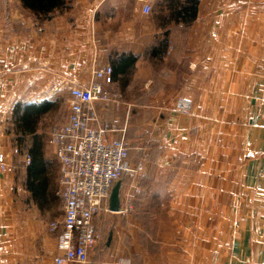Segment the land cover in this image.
<instances>
[{"label":"crops","instance_id":"crops-1","mask_svg":"<svg viewBox=\"0 0 264 264\" xmlns=\"http://www.w3.org/2000/svg\"><path fill=\"white\" fill-rule=\"evenodd\" d=\"M64 1L36 21L19 0H0V151L10 156L15 103L61 99L63 125L69 90L110 66L105 89L117 101L96 103L100 118H118L127 146L156 153L121 176V210L96 218L106 238L86 264H264V0ZM9 161L0 264H55L58 163L48 220L49 204L29 199L16 170L22 157Z\"/></svg>","mask_w":264,"mask_h":264},{"label":"built area","instance_id":"built-area-1","mask_svg":"<svg viewBox=\"0 0 264 264\" xmlns=\"http://www.w3.org/2000/svg\"><path fill=\"white\" fill-rule=\"evenodd\" d=\"M145 13L150 7L145 5ZM112 83V68L103 66L93 71V79L86 86L69 90V116L67 122L55 127L48 140L58 163L57 197L63 203L60 219L49 224V231H58L55 264H86L91 251L103 235L95 220L108 211V198L113 182L123 173L140 170L132 168L125 143V126L118 118L102 120L96 103L115 101L105 85ZM117 101V100H116ZM178 108L187 112L189 104L179 102ZM115 138L107 143L106 137ZM15 146L10 156L18 155ZM8 153L0 151V170L13 171ZM24 165L30 155L21 154Z\"/></svg>","mask_w":264,"mask_h":264},{"label":"trees","instance_id":"trees-1","mask_svg":"<svg viewBox=\"0 0 264 264\" xmlns=\"http://www.w3.org/2000/svg\"><path fill=\"white\" fill-rule=\"evenodd\" d=\"M21 6L30 13L36 21H44L56 10L66 8L64 0H19ZM41 100L34 102H17L12 108L11 126L8 133L12 135L13 144L30 155V162L24 165V185L31 199L38 206L56 199L48 195V163L45 159L43 146L37 135L38 125L43 115L51 112L57 105ZM27 139V140H26ZM21 150V151H22ZM45 150V145H44ZM50 207V205H49Z\"/></svg>","mask_w":264,"mask_h":264},{"label":"rangeland","instance_id":"rangeland-1","mask_svg":"<svg viewBox=\"0 0 264 264\" xmlns=\"http://www.w3.org/2000/svg\"><path fill=\"white\" fill-rule=\"evenodd\" d=\"M56 104L57 105L53 108V110H51V112H48L47 114H45L41 117L39 125H38V131H37L39 142L43 146V151H44V145H45V149L48 152V156L51 158L50 162H47L48 163L47 169H48V172L50 173L51 176H54V173L57 171V163L51 157L52 156L51 149H50L49 144L47 142L49 140L51 131L55 127H58L59 125H61L65 121V119L68 115L65 104L61 99H58ZM10 123H11V120L10 121L8 120L5 127H4L6 135H9L8 131H9V129L12 128ZM6 143L8 144L7 147L10 151L15 146L18 148L19 154L16 155V157H21V154H23L25 151V150H22L21 148H19L17 145L10 143L9 139H6ZM125 143H126V141H125ZM127 147H128V154H129V158H130L132 168H137V167H141V166L143 167L144 163L147 164L148 161H150V163L153 162L152 156H154L156 152L152 148H144V150H142V148H137L136 146H127ZM145 149L147 150V155H149L150 160L146 159L144 161V163L138 162L140 159H142V155H143L142 153L145 152ZM23 169H24L23 164L20 161H18L17 162V169H16L19 172L18 174H21L20 172ZM141 170H142V168H140V170H136L135 172L134 171H128V173L134 174L136 172H140ZM19 197L22 198L24 201L26 199V194L23 193L22 190H20ZM49 205H50V213L51 214L48 216L49 217L48 220H52V219L57 217V212H58L57 207H58V205H60V200L56 197V199H54L53 201H50ZM43 217H44V215H43ZM103 238L104 239L106 238L105 233H103ZM116 261H117L116 262L117 264H124V263H127L128 260L122 259V260H116Z\"/></svg>","mask_w":264,"mask_h":264},{"label":"water","instance_id":"water-1","mask_svg":"<svg viewBox=\"0 0 264 264\" xmlns=\"http://www.w3.org/2000/svg\"><path fill=\"white\" fill-rule=\"evenodd\" d=\"M120 186H121V180L118 179L115 182H113L110 193H109V198H108V206L107 210L110 212H118L120 211Z\"/></svg>","mask_w":264,"mask_h":264}]
</instances>
